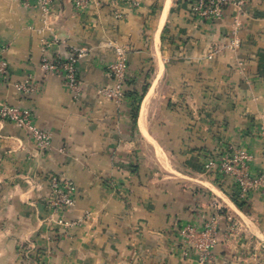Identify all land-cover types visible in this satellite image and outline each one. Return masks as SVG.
Here are the masks:
<instances>
[{
    "label": "crops",
    "instance_id": "0c3cea01",
    "mask_svg": "<svg viewBox=\"0 0 264 264\" xmlns=\"http://www.w3.org/2000/svg\"><path fill=\"white\" fill-rule=\"evenodd\" d=\"M194 1L93 0L79 12L52 0L44 15L0 0V105L30 108L53 134L42 150L0 122V264H200L178 228L213 218V264H264V0L209 19ZM118 47L130 77L120 105L101 92ZM73 50L78 98L41 67L45 53ZM239 147L259 179L243 200L233 177L205 166ZM54 175L74 183L68 211L51 206Z\"/></svg>",
    "mask_w": 264,
    "mask_h": 264
},
{
    "label": "built area",
    "instance_id": "2783aa9c",
    "mask_svg": "<svg viewBox=\"0 0 264 264\" xmlns=\"http://www.w3.org/2000/svg\"><path fill=\"white\" fill-rule=\"evenodd\" d=\"M52 0H25L30 6H40L44 15L50 11ZM93 0H74L76 11H86ZM133 4H138V0H126ZM249 0H196L193 3V10L198 17L209 19L220 16L226 5L235 4L241 10ZM33 3V4H32ZM38 3V4H37ZM37 6V7H38ZM123 12L118 9L116 16L121 18ZM233 44L239 45V40L234 39ZM44 49V48H43ZM80 52L73 50L66 57L50 58L46 53L42 57L41 67L45 74H59L63 83L78 98L82 91V80L79 75L78 60ZM8 61L0 59V77H5L8 72ZM108 72L112 74L115 84L112 87L102 88L101 92L113 99L119 105L125 100V86L128 82L129 68L126 58V52L123 48H117V58L107 66ZM18 88L26 91H35L39 88L36 84H19ZM10 121L25 128L29 135L36 141L42 150H50L53 146V134L50 130L42 129L38 126L33 111L28 107L13 106L10 104L0 105V122ZM251 154L244 148H236L230 153L222 154L221 157H209L205 166L208 169L219 168L226 175L233 177L235 184L238 186L239 197L243 200L251 191L258 187L259 179L253 177L248 169V161L251 160ZM51 206L56 210L65 212L75 205V188L74 183L69 178H62L57 175L51 177ZM235 224L228 226L227 230L232 232ZM219 223L213 218L203 224H188L180 226L178 232L184 237V242L192 245L199 254L200 264H213L215 262L213 248L216 244V233L218 232Z\"/></svg>",
    "mask_w": 264,
    "mask_h": 264
},
{
    "label": "trees",
    "instance_id": "16d2710c",
    "mask_svg": "<svg viewBox=\"0 0 264 264\" xmlns=\"http://www.w3.org/2000/svg\"><path fill=\"white\" fill-rule=\"evenodd\" d=\"M147 89H148V84H146L143 88H142V90H140V91H138L137 90V94H140L141 95V98L145 95V93H146V91H147ZM141 101V100H140ZM140 104V103H139ZM138 108H139V105L137 106V110H138ZM136 114V113H135ZM137 115V114H136ZM135 115V116H136ZM235 200H236V198H235Z\"/></svg>",
    "mask_w": 264,
    "mask_h": 264
}]
</instances>
